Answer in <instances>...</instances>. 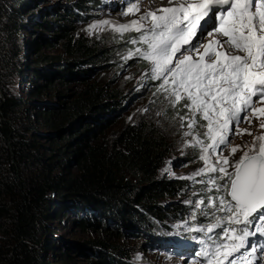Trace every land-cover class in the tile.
Here are the masks:
<instances>
[{
	"label": "trees",
	"instance_id": "16d2710c",
	"mask_svg": "<svg viewBox=\"0 0 264 264\" xmlns=\"http://www.w3.org/2000/svg\"><path fill=\"white\" fill-rule=\"evenodd\" d=\"M18 4L0 0V264H48L44 252L54 250L57 242L52 239L48 246L53 231L46 225L49 220L61 223L67 214L77 217L81 231L95 236L79 246L90 254V264H132L125 234L160 233L165 222L185 213L182 206L163 204L186 183L161 175L176 134L160 129L156 117L194 121L197 131L202 121L184 107L183 98L169 102L165 91L158 90L160 81L149 92L133 93L137 87L125 90L115 75L105 81L87 78L89 72L109 68L115 74L128 71L139 67L140 60L114 61L121 40L76 35L70 23L83 10L80 3L55 11L51 19L33 20L52 36L35 37L31 85L26 99L18 97L13 87L27 65L20 62L22 48L17 46L27 7ZM56 45L70 58L61 68L53 62L57 57L41 52ZM145 72L140 67L133 78ZM148 95L155 98L149 107L155 118L112 130L133 96L142 100ZM60 261L74 264L67 258Z\"/></svg>",
	"mask_w": 264,
	"mask_h": 264
},
{
	"label": "snow or ice",
	"instance_id": "6c2138e0",
	"mask_svg": "<svg viewBox=\"0 0 264 264\" xmlns=\"http://www.w3.org/2000/svg\"><path fill=\"white\" fill-rule=\"evenodd\" d=\"M129 5L131 12L135 4L129 0ZM161 11L164 14L149 13L139 21H132L137 31L143 30L139 41L147 45L143 55L153 61V79L162 80L158 90L174 97L173 104L185 98L184 107L200 113L208 122L205 135L212 143L204 146L203 151L215 153L218 150L219 156L215 166L208 163L207 156H201L205 161V169L201 171L218 172L221 175L216 179L224 181L217 184L216 179L212 180L220 195L210 201L219 200L218 210L224 213L221 219L229 225H244L239 230L224 227L210 237L215 241L212 245L193 255L205 257L210 264L221 248L229 247L225 238L239 232L238 243L232 244L231 251L225 252L222 259L227 264H264V241L249 243L246 239L258 232L264 236L261 231L264 229V143L257 144L254 139L251 146H246L248 151L231 164L227 157L221 159L225 148L231 144L227 133L239 134L240 123L251 124V117L257 114L255 105L264 103V0H197L194 4ZM149 17L150 23H144ZM206 17L218 21V27L213 24L206 28ZM202 20L205 25L200 23ZM197 29L200 39L193 43ZM217 33L221 39L214 38ZM207 37L213 38L205 44L203 40ZM136 52L139 54L141 49L137 48ZM260 115H264V109L260 110ZM233 122L235 129L230 127ZM188 127L191 128L192 123ZM260 127L264 128V123ZM213 129L219 135H214ZM258 139L264 140V137ZM200 143L203 145V141ZM231 151L234 154L237 148ZM225 191L230 200L224 198ZM219 227L218 222L200 231L211 232ZM199 264H205V260Z\"/></svg>",
	"mask_w": 264,
	"mask_h": 264
},
{
	"label": "rangeland",
	"instance_id": "374dc122",
	"mask_svg": "<svg viewBox=\"0 0 264 264\" xmlns=\"http://www.w3.org/2000/svg\"><path fill=\"white\" fill-rule=\"evenodd\" d=\"M20 2L18 4L19 8L26 6V10L23 11V22L24 27L18 33V48H22L20 54V62L27 65L22 69L23 76L20 80H16L13 87L14 93L23 100L27 97V92L31 85L30 80L33 73V58L35 56L34 49V39L36 36H43L45 39H48L52 36V33L47 30H43L39 27H35V24H32L33 20H36L35 23L42 21L44 19L48 20L54 17V12L57 11L62 13L66 7H74L75 4H83V10L80 11L77 18H75L71 23L72 29L76 35L88 36V37H98L104 38L107 37L115 41L121 40V47L116 48L114 52L113 59L117 63L124 64L126 61L136 58L140 60L139 67L134 66L128 71H120L115 74V69H107L105 71L99 72H89L86 76L89 79L100 78L105 81L107 79H113L115 75V82L122 85L125 90L132 89V86L137 88L133 89V93L136 91L139 92H148L151 88V85L162 83V80H154V64L151 59L145 58L143 55V50L147 47L145 44H141L140 37L142 31H137L136 27L132 25V21H139L140 17L137 16L139 10L137 6L143 0H131L135 4V8L131 12L128 11L129 0H12ZM189 2H193L188 0ZM126 10L129 14H125L122 17H118L117 14L121 11ZM39 20V21H37ZM151 17L144 23H150ZM128 25V28H122V26ZM206 28L211 27V23L207 22L205 25ZM28 28L30 30H28ZM124 36H129L128 41L123 43L122 38ZM217 36V34H216ZM215 36V37H216ZM209 38H204L203 42L208 43ZM197 39H200V31L198 29L196 36L193 38L192 42L195 43ZM136 41V43H132ZM141 49V52L138 54L136 49ZM204 50L201 49V52ZM43 54L48 56L57 57V60L53 61L58 68L62 61H68L70 58H67L60 53V46H55L53 48L43 47L41 50ZM45 67V66H44ZM43 67V68H44ZM56 67V66H55ZM53 67V68H55ZM140 67H144L145 73L139 75L136 78H133L134 74H137L140 71ZM129 73V74H128ZM41 80V78H38ZM76 81V80H73ZM171 84V81H170ZM141 94V93H140ZM165 97H168L170 102L172 96L168 92L163 93ZM160 96L161 94L158 93ZM183 96V93H182ZM136 97V96H135ZM132 97L129 102L122 108L121 112L115 119V124L113 129L118 128L120 125L125 124L126 122H134L139 119H152L155 118L153 114L150 113L149 107L153 104L150 96H146L144 99ZM175 99V98H174ZM186 102V99L183 98ZM255 99V98H254ZM46 100L49 103L55 102V99L47 97ZM155 100V98L153 99ZM152 102V103H150ZM150 103V104H147ZM155 105V104H153ZM257 114L252 116V123L242 122L239 125L241 132L235 136L231 132L227 133V139L231 142L230 146L225 148L223 152V157L229 159L230 164L238 160L245 151H248V147L253 144L255 139L256 143H264V140L258 138L264 137V128L260 127L261 123H264V115H260V110L264 109V103H258L255 105ZM201 119L202 129L200 131L196 130L197 125L192 124V127L189 128L187 124H182L177 116L173 117V120H167L164 118L156 117V120L160 121V129L165 128L168 132H173L172 149L171 153L167 158L165 165L162 168L161 175H165L172 179H177L184 181L186 183V188L181 190L178 195L173 197H166L163 200V204H172L179 205L184 208L185 213L178 215L176 219L169 220L164 223V227L160 233H154L149 231L148 233H140V235H131L127 237L124 235L123 242L127 243L131 247V261L132 264H199V262L194 261L192 258L186 257L184 252H187V247L179 248V241L186 239H191L190 242H203L209 247L215 241L210 239L214 237L215 233L220 232L224 227H233L236 229H241L244 227L243 224H232L229 225L227 221L221 219L224 216L223 212L218 210L219 200H211L210 198L220 195L216 191V188L212 184V180L221 174L218 172H212L210 170L201 171L205 169V161L202 160L201 156H207L208 163L215 166L217 158L219 156V151L213 153L211 151L205 153L203 151L204 146H210L212 141L208 139L205 135L207 132V121L203 120L200 113H196ZM159 117L161 113H159ZM243 117V113H241ZM182 125V126H180ZM230 127L235 129V123H231ZM246 130V131H245ZM44 130L40 129L39 132ZM214 135H219L213 129ZM189 133V135H185ZM248 133H251L249 135ZM45 139L44 137H41ZM203 141V145L200 143ZM44 144L42 141L40 142ZM222 147V146H221ZM235 147L237 151L233 154L231 149ZM229 167V171H231ZM224 181L216 179L217 184H222ZM226 200H230L227 196V191L223 193ZM202 201V203H197ZM52 210V208H50ZM252 217L250 216L249 219ZM77 217L67 214L61 223L53 220H49L46 226H49L53 231L52 237H49L50 241L56 243V248L51 250L50 247L44 252L45 260L48 264H62L60 260L67 258L74 264H90L88 262V257L90 254H87L85 247L79 249V246L85 245V243L94 238L93 234H86L81 231L75 224ZM220 223L221 227L212 229L211 232H201L200 229H207L210 225ZM239 232L230 233L228 238H225L226 243L230 241H238L237 237ZM164 242L160 243V239ZM129 238V239H128ZM154 240V243L151 242ZM185 242V241H184ZM229 244V243H228ZM181 251V252H180ZM225 252H229L228 248H221L217 256L211 260L210 264H223L226 260H223L222 257ZM94 261L96 260L95 255L91 256ZM216 260V262H215ZM94 264H97L94 263ZM105 264V263H100ZM205 264H208V261L205 259ZM258 264V262H257Z\"/></svg>",
	"mask_w": 264,
	"mask_h": 264
},
{
	"label": "bare ground",
	"instance_id": "6f19581e",
	"mask_svg": "<svg viewBox=\"0 0 264 264\" xmlns=\"http://www.w3.org/2000/svg\"><path fill=\"white\" fill-rule=\"evenodd\" d=\"M191 1L193 2H189L188 0H143L137 6L139 10V13L137 14V16L138 17L148 16L149 13H153L155 15H162L164 13L161 10L164 8L178 7L181 5L194 4L195 2H197V0H191ZM125 14H129V13L126 12V10H123L120 13H118L117 16L122 17ZM215 36L214 38L221 39V37H219L218 34L216 37ZM212 38L213 37L209 38V40Z\"/></svg>",
	"mask_w": 264,
	"mask_h": 264
},
{
	"label": "water",
	"instance_id": "95a60500",
	"mask_svg": "<svg viewBox=\"0 0 264 264\" xmlns=\"http://www.w3.org/2000/svg\"><path fill=\"white\" fill-rule=\"evenodd\" d=\"M135 98H138L137 96ZM228 198L230 199V196L227 194Z\"/></svg>",
	"mask_w": 264,
	"mask_h": 264
}]
</instances>
